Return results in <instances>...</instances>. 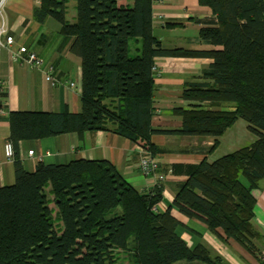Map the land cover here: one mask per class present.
<instances>
[{
    "label": "trees",
    "instance_id": "obj_1",
    "mask_svg": "<svg viewBox=\"0 0 264 264\" xmlns=\"http://www.w3.org/2000/svg\"><path fill=\"white\" fill-rule=\"evenodd\" d=\"M74 1L72 23L66 21V0H39L32 10L34 20L50 17L60 24L61 34L72 37L69 50L81 60V108L9 112L14 182L0 187V264H117L120 254L128 264H226L205 245L189 248L176 235L184 222L175 211L216 235L220 228V239H232L259 257L252 191L264 180V0H197L214 17L194 19L200 24L196 41L209 49L164 47L153 33L157 0ZM132 39L139 41L134 55L128 50ZM159 57L210 59L183 85L186 107L171 110L180 117L175 129L151 126L153 63ZM96 99L101 102L97 128L151 155L164 151L150 143L154 133L207 136L212 139L208 151H213L238 119L254 139L211 162L171 164L170 172L185 179L162 211L156 208L162 181L146 192L125 187L120 196L108 169L97 162H37L33 171L22 167L20 141L80 134L83 116L93 113ZM51 202L60 232L54 229Z\"/></svg>",
    "mask_w": 264,
    "mask_h": 264
},
{
    "label": "crops",
    "instance_id": "obj_2",
    "mask_svg": "<svg viewBox=\"0 0 264 264\" xmlns=\"http://www.w3.org/2000/svg\"><path fill=\"white\" fill-rule=\"evenodd\" d=\"M39 0H8L4 14L8 34L13 37V48L20 45L34 51L42 59L39 68L25 63L12 62L6 50L0 51V187L14 182L13 159L8 158L4 145L8 141V115L11 111H45L58 112L67 109L79 112V85L81 78L80 57L70 52L72 37L59 32L60 24L48 17L42 22L34 20L32 10ZM118 3L130 4L132 0H117ZM153 33L164 47H184L209 49L207 44L196 41L200 24L194 19L212 21L211 10L199 5L197 0H157L152 5ZM66 21L72 23L75 17V1L66 0ZM177 22L174 27H166L167 23ZM139 41L134 39L128 43L136 54ZM210 62L208 58H168L159 57L154 60V89L152 94L151 126L154 129H175L180 125V117L172 113L176 107H186L181 98L183 85L193 81L194 76ZM51 67L50 74L58 80L52 85L46 81L43 71ZM72 82L74 85L70 86ZM101 102H94V111L83 116L84 130L77 134L69 132L40 139H25L18 143L17 156L26 171H33L37 162L44 164H63L76 159L85 162H97L105 166L111 174L116 191L121 196L125 187L138 191L150 190V177L143 175L137 166L138 145L127 138L107 130L97 128L101 122ZM244 124L238 120L220 137L218 146L208 151L212 139L197 135H163L154 133L149 141L164 151L156 153L160 170L164 173L161 182L162 200L156 207L162 211L173 200V196L184 181L183 175L170 172L173 163L196 164L206 159L211 162L218 155L217 149L226 135L233 133L238 146L243 145ZM91 127V128H88ZM240 129V130H239ZM254 137H249V143ZM247 143V144H249ZM233 146V144H231ZM32 150V154L28 151ZM224 154V153H223ZM48 195V194H47ZM254 207L253 227L259 233L254 240L260 253L252 255L232 239L223 241L220 228L217 235L210 232L204 223L195 218L182 220L184 225L181 237L176 235L189 247L198 243L205 245L211 255H219L226 264H264V180H260L252 191ZM189 242V243H187ZM190 244V245H188ZM262 257V258H260ZM259 258L261 260H259ZM173 264H200L198 262L178 261Z\"/></svg>",
    "mask_w": 264,
    "mask_h": 264
},
{
    "label": "built area",
    "instance_id": "obj_3",
    "mask_svg": "<svg viewBox=\"0 0 264 264\" xmlns=\"http://www.w3.org/2000/svg\"><path fill=\"white\" fill-rule=\"evenodd\" d=\"M7 2L8 0H0V51L6 50L12 62L25 63L26 65L35 68L41 67L42 59L39 58L30 48L22 45L17 48H13L14 40L13 37L8 34V27L4 14V8ZM50 71L51 67L43 71L45 80L50 82L52 85L58 84V80L52 77ZM69 85L73 86L74 84L70 82ZM4 151L9 159L12 158L13 151L10 142L7 141L5 143ZM28 153L32 154V150L28 151ZM137 166L143 175L150 177L152 185L159 183L164 179V174L160 171L158 159L140 146H138Z\"/></svg>",
    "mask_w": 264,
    "mask_h": 264
},
{
    "label": "rangeland",
    "instance_id": "obj_4",
    "mask_svg": "<svg viewBox=\"0 0 264 264\" xmlns=\"http://www.w3.org/2000/svg\"><path fill=\"white\" fill-rule=\"evenodd\" d=\"M132 42H133V39L129 41V44H131ZM129 48H130L129 52L130 51L131 52L134 51V48L132 46H130ZM94 102H100V100L99 99H96ZM238 122H239V124H244V126H243V132L245 134V137H244L245 140L240 145H247V143H249L248 138L249 137H254V136L247 130V123L244 120L238 119ZM226 137L228 138V141H227V143L225 141H223L221 143V145L217 149V153H216V155H218L217 157H220L221 155H224L226 153L231 152V150H224V152H222L223 149H225L227 147H230L229 149H234L235 147L238 146V142H236L233 133H230L229 135H226ZM231 144H233V146ZM48 190H49V186H46L44 188V191L45 192H48ZM48 197L51 198V195L49 193H48ZM49 207L52 210V219H53L54 229L56 231L60 232L61 229H62V224H61V221H60L59 217L57 215H55V212L57 210L56 209V206L51 202V203H49ZM175 215L177 217L182 218V220H185V221L187 220L186 218H184L183 216H181L180 214H178L176 211H175ZM182 227H183V225H179L178 226V229H177V235L179 237H181V233L183 232ZM187 243H189V242H187ZM188 245H190V244H188ZM117 264H128V263H127L126 259L120 254L119 255V258H118V261H117Z\"/></svg>",
    "mask_w": 264,
    "mask_h": 264
}]
</instances>
